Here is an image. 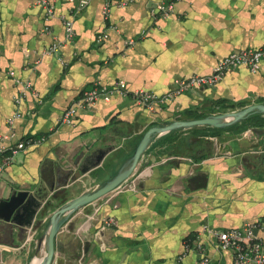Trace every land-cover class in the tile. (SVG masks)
Returning <instances> with one entry per match:
<instances>
[{
  "label": "crops",
  "instance_id": "1",
  "mask_svg": "<svg viewBox=\"0 0 264 264\" xmlns=\"http://www.w3.org/2000/svg\"><path fill=\"white\" fill-rule=\"evenodd\" d=\"M107 1L92 0L74 15L75 3L50 0L54 13L47 18L36 0H0V147L46 137L14 156L1 176L0 198L41 182L62 186L40 229L21 233L0 221V264H39L44 250L37 253L36 246L48 217L110 181L151 127L264 104L263 64L255 73L231 70L216 86L177 96L153 113L132 96L114 95L61 124L94 83L124 81L130 92L165 95L175 80L209 76L232 52L264 45V0H181L166 19L156 18V9L169 0L126 6L111 0L105 19ZM72 17L74 41L50 54L53 43L64 39V20ZM17 79L34 88L20 103ZM16 113L22 117L9 125ZM252 128L158 137L125 183L134 181L136 191L124 187L73 214L58 237L66 254L57 256L63 264H175L181 256L182 264H199L193 249L199 240L210 264H235L232 251L221 249L204 227L226 231L264 220V126ZM108 147L115 149L100 166L80 172L86 157ZM107 218L115 225L104 226ZM257 235L264 241V229Z\"/></svg>",
  "mask_w": 264,
  "mask_h": 264
},
{
  "label": "built area",
  "instance_id": "2",
  "mask_svg": "<svg viewBox=\"0 0 264 264\" xmlns=\"http://www.w3.org/2000/svg\"><path fill=\"white\" fill-rule=\"evenodd\" d=\"M92 0H70L75 3L73 14L78 15L86 7L89 6ZM133 0H120L118 6H126ZM181 0H169L162 2L157 6L156 18L166 19L174 11L175 4ZM36 3L44 8L47 18L53 16L54 5L50 0H36ZM112 7L111 0H108L104 7V17L109 18L110 9ZM73 15V16H74ZM74 17L64 20L65 36L62 41H55L50 49V54L59 53L60 49L69 43H72L75 38ZM49 31V28H46ZM108 38V35L100 37V39ZM135 40L129 41L133 45ZM264 64V45L256 49H243L234 51L221 60L215 67L213 73L209 76H192L190 78L177 79L174 82L172 91L165 95H157L145 90H137L130 92L124 81H119L112 86H103L100 83H94L91 88L85 91L64 113L61 119V124H72L79 111L93 107L98 101H110L114 95L132 96L136 102L150 112H156L157 109L172 101L177 96L182 94L194 92L197 89L205 87H214L226 75L227 72L240 68L247 67L252 72H258ZM14 72L10 75L14 77ZM18 86L21 87L20 93L16 97V102L20 103L29 93L34 92L31 82L16 80ZM22 115L16 113L14 116L8 118L9 125L20 119ZM46 141V137L25 138L14 145L8 147H0V179L5 168L13 161L14 156L25 151L30 147L38 146ZM128 188L130 191H136L135 182L122 185L119 189ZM115 190V191H117ZM106 227L115 225L113 218H107L103 221ZM264 229V220L254 223H247L241 228L231 229L226 231L216 230L210 227H204V230L212 235L219 243L221 249L230 250L233 253L235 264H264V241H262L257 232ZM187 249L191 248L190 244L186 245ZM193 249L199 252V264H210V258L206 254L203 245L197 240L193 245ZM183 256L179 257L175 264H182Z\"/></svg>",
  "mask_w": 264,
  "mask_h": 264
},
{
  "label": "water",
  "instance_id": "3",
  "mask_svg": "<svg viewBox=\"0 0 264 264\" xmlns=\"http://www.w3.org/2000/svg\"><path fill=\"white\" fill-rule=\"evenodd\" d=\"M259 114L264 115V104L252 105L236 112L209 115L199 119L177 120L151 127L143 135L133 155L110 181L63 204L48 217L46 230L38 239L36 246L37 253L41 249L44 250V256L39 264H63L65 259L57 256V253L66 254L65 245L58 238L60 231L78 210L100 200L124 185L135 173L142 157L149 150L155 139L175 132L190 131L198 128L227 129ZM251 131L258 133L260 129L252 128ZM242 140L246 141L245 139ZM114 149V147L99 149L95 154L93 153V155L86 157L80 172L86 174L91 169L100 166ZM88 162L89 166L86 165ZM57 187L60 188L62 186L57 185V183L45 186L41 182L34 190L13 191L9 197L0 198V221L11 225L13 229L21 233L40 229L46 210L59 198L60 193L55 191ZM89 248L90 243L86 242L83 261L88 255Z\"/></svg>",
  "mask_w": 264,
  "mask_h": 264
},
{
  "label": "trees",
  "instance_id": "4",
  "mask_svg": "<svg viewBox=\"0 0 264 264\" xmlns=\"http://www.w3.org/2000/svg\"><path fill=\"white\" fill-rule=\"evenodd\" d=\"M191 118L192 119H199V118H203V116L195 115ZM263 126H264V115L259 114V115L252 116L249 119L242 121V122H240V123H238V124H236L230 128H227V129H215V128L207 127L206 129H203V130L195 129V131H193V132L194 133H200L204 130H210V131H213L215 134V133H221L224 130H226V131L228 130V131L240 133V132H243L244 130H247V129L252 128V127H263ZM0 160H1V158H0Z\"/></svg>",
  "mask_w": 264,
  "mask_h": 264
}]
</instances>
